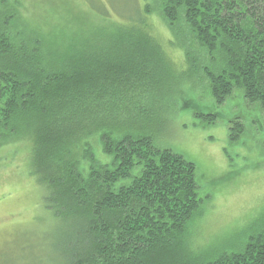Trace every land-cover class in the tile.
<instances>
[{"label":"trees","instance_id":"trees-1","mask_svg":"<svg viewBox=\"0 0 264 264\" xmlns=\"http://www.w3.org/2000/svg\"><path fill=\"white\" fill-rule=\"evenodd\" d=\"M158 2L173 38L166 43L179 48L186 71L200 73L212 100L240 91L264 111V0ZM137 9L97 27L108 36L90 44L60 38V28L50 36L16 2L0 0V148L30 144V174L51 214V261L264 264V223L232 248L212 254L196 245L195 164L133 132L170 64L148 31L149 5ZM243 132L241 120L228 121L230 142Z\"/></svg>","mask_w":264,"mask_h":264},{"label":"rangeland","instance_id":"rangeland-1","mask_svg":"<svg viewBox=\"0 0 264 264\" xmlns=\"http://www.w3.org/2000/svg\"><path fill=\"white\" fill-rule=\"evenodd\" d=\"M7 1L16 2L20 16L31 26L46 28L50 36L60 28V38H87L90 44L108 36L97 27L149 5L148 31L162 43L170 64L164 66L167 76L148 93L147 113L133 132L150 135L156 147L178 152L195 164L203 198L191 222L197 246H207L213 254L238 245L262 227L264 111L244 101L240 91L222 104L212 100L200 73L186 71L179 48L166 43L173 38L159 14L158 0ZM102 9L108 11L106 18ZM203 113L216 114V120L205 122L199 116ZM234 118L241 120L244 132L230 142L228 121ZM30 159L26 141L0 148V264H53L51 214L43 207L42 188L30 174Z\"/></svg>","mask_w":264,"mask_h":264}]
</instances>
